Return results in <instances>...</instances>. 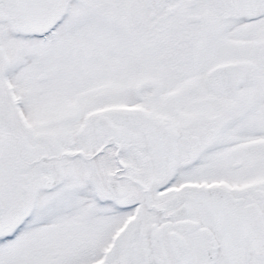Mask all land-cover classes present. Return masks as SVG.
Masks as SVG:
<instances>
[{
  "label": "snow or ice",
  "instance_id": "obj_1",
  "mask_svg": "<svg viewBox=\"0 0 264 264\" xmlns=\"http://www.w3.org/2000/svg\"><path fill=\"white\" fill-rule=\"evenodd\" d=\"M0 264H264V0H0Z\"/></svg>",
  "mask_w": 264,
  "mask_h": 264
}]
</instances>
